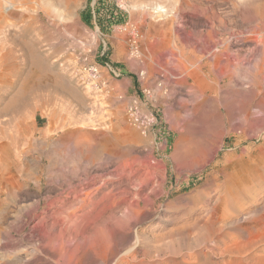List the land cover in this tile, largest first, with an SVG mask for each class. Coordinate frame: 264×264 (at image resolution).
Listing matches in <instances>:
<instances>
[{"label":"rangeland","instance_id":"1","mask_svg":"<svg viewBox=\"0 0 264 264\" xmlns=\"http://www.w3.org/2000/svg\"><path fill=\"white\" fill-rule=\"evenodd\" d=\"M11 1L21 5L22 11H14L8 24L0 26V38L4 40L7 37V41L14 40V43L27 48L35 46L33 49L37 51V58L33 64L26 62L25 73L21 78L25 79L28 73L36 71L44 80L38 92L39 102L26 104L22 110L27 112L35 105V110L39 109L40 112L30 115L26 120L32 140L30 142L28 136V141H24L27 144L26 156L22 160L23 175L20 176L24 177L25 182L20 192L15 188L20 194L17 201V198L3 197L7 199V202H2L6 208L1 225L4 231L8 232L9 226L15 224L18 218L26 220V208L37 201H40L41 206L31 225L43 218L47 231L58 216L72 219L68 223L70 226L76 220V215L82 216L89 210L77 211L72 216L71 213L81 204L93 205L103 199L109 204L108 218L113 215L116 203L123 216L132 208L136 212L131 221L122 218V238L99 237L103 252L95 255L109 260L107 264H112L110 256L113 251L117 252L119 264H264V125H260L263 122H260L257 104L263 99L262 93L258 94L262 91H258L252 100L240 97L242 99L238 100L237 105H233L231 102H237V99L232 100L235 96L232 93L230 95V91L199 90L195 93L193 77L187 79L183 73L187 64L182 51L187 52V47H192L194 40H197L196 32L206 34L208 24L203 22L205 15H220L225 18L226 27L230 28V21L240 20L241 16L235 13L233 7H239L240 12L244 10L241 1L235 0V3L231 0L235 5L223 0H160L166 10L172 13L160 20V28L148 6L157 0H53L54 5L51 7L46 5L47 0ZM140 6H145L147 11H141ZM247 8L249 10L251 7ZM225 38H229V35ZM247 50L239 55V62L243 66L239 68L240 76L253 72L250 71L253 67L254 71L259 72L263 66L261 58H256L251 49ZM46 66L52 67L58 75L50 76L43 71ZM93 69L97 70L96 77L91 72ZM63 79L68 85L61 83ZM248 82L245 80L243 85L247 90L250 89ZM261 82L264 83V80ZM227 83L228 79L223 78L220 86ZM189 85H193L192 89ZM49 98L53 99L54 106L45 105ZM208 98H216L218 104L214 108L210 104L202 105L201 100ZM229 100L231 102L226 103ZM134 101L138 103L142 115L153 117V123L146 129L138 128L130 121L128 110ZM192 109L197 111L193 121L186 116V112ZM52 112L55 120L49 131L48 116ZM255 114L257 120L253 119ZM1 115V120L10 116L8 112ZM194 120L195 127L190 128L188 123ZM177 124L183 128L182 134L174 127ZM232 125H241L242 129L238 131ZM253 128L260 130L255 131ZM114 129L119 138H112ZM84 133L87 135L81 136ZM131 133L134 137L130 136ZM182 137L185 138L184 143L179 144L182 148L188 147L186 149L191 153L183 161L175 160L176 145ZM79 138L88 146L80 156L84 155L83 158L94 162L96 165L92 171L98 170L100 175L92 183L84 185L79 184L78 179L82 178L84 166L87 168L90 165L73 162L75 143ZM206 138H210V141H206ZM198 149L203 150L204 155H196ZM211 153H214L213 157ZM63 155L65 158H62ZM65 159L72 162L65 165ZM48 171L57 177L61 174L60 179L54 177L53 184L58 191L53 192L51 197L66 190L67 184L75 190L64 202H55L45 209L42 199L52 185L47 179ZM35 179L40 180L39 188L34 184ZM227 199L229 202L225 201ZM143 213L147 215L142 218L140 215ZM212 213L215 216L213 220L210 219ZM29 231H13L8 240L0 237V264H51L52 261V264H92L86 254L88 247L85 243L80 250H74L80 239H70V249L74 253L70 249H62L61 254L49 260V256L42 253L43 250L48 251V240L36 241ZM39 257L44 260L47 258L46 262H40Z\"/></svg>","mask_w":264,"mask_h":264},{"label":"bare ground","instance_id":"2","mask_svg":"<svg viewBox=\"0 0 264 264\" xmlns=\"http://www.w3.org/2000/svg\"><path fill=\"white\" fill-rule=\"evenodd\" d=\"M24 1V0H23ZM40 1V0H39ZM163 1V0H161ZM160 0H157L156 2H154V4L150 3L151 5L149 9L152 10L153 13V17L156 19V21L158 22L157 26L159 27V22L162 18H166L169 17V15L171 16L172 13H170L169 8L167 11L165 8V5L161 2ZM169 1V0H168ZM224 2H232L231 0H223ZM237 1V0H236ZM240 3H242V10L241 12L238 11V8H234L233 6V10H235V13L237 12L238 15H240V20L237 21H230L232 22L229 26L230 28L226 27V21L225 18L220 17V15L216 14V13H210L209 16L205 15V21L208 24L207 30L205 31L206 34L204 35V33L201 35L199 31L196 38L197 40H194V44H192V47H187L188 51H182V54L185 58V68L183 70V73L186 75L187 79H191V77H193L194 80V92L196 93L197 91L201 90L202 92L205 91H217V90H225L230 91V95L231 93L235 96H232L234 98L233 99H237V102L235 100H233L232 102L226 101V103L231 102L233 105H237L238 100L242 99L240 97H243L247 100H252V98H254V95H256L258 93V91H262L259 92L258 94L263 95V99L258 104V109L260 110L258 113L260 114L261 121L259 119L260 122L263 123H259L261 126L264 125V83H262L261 81L264 80V78H262L263 76V72H264V0H238ZM70 2V1H69ZM235 2V0H234ZM232 2V3H234ZM31 3V2H30ZM166 3V1H165ZM179 3V2H178ZM188 3V2H187ZM190 3V2H189ZM199 3V2H198ZM236 3V2H235ZM234 3V4H235ZM169 4V2H168ZM168 4L166 6H168ZM170 4L171 1H170ZM177 4V3H175ZM231 4V3H228ZM47 6H53L54 2L53 0H47ZM205 5V4H204ZM236 5V4H235ZM239 5V4H238ZM241 5V4H240ZM147 6V5H146ZM194 6V5H193ZM229 6V5H228ZM227 6V7H228ZM33 7V6H32ZM171 7V6H170ZM174 7V6H173ZM247 7H251L249 10H251V12H249ZM28 8V7H27ZM53 8V7H52ZM197 8V7H196ZM230 8V7H229ZM51 9V8H50ZM147 8L145 6H140V10L141 11H147ZM148 9V10H149ZM180 9V8H179ZM241 9V8H240ZM22 11V6L19 4H15L13 3V1L11 0H0V26H4L5 24H8V20L12 17L14 11ZM39 10V9H38ZM49 10V9H48ZM174 10V9H173ZM172 10V11H173ZM228 10V9H227ZM43 11V10H42ZM51 11V10H50ZM193 11V10H192ZM55 12V11H54ZM174 13V12H173ZM207 13V12H206ZM20 14V13H19ZM18 14V15H19ZM23 14V13H22ZM26 14V13H25ZM197 14V13H196ZM208 14V13H207ZM234 14V13H233ZM33 15V14H32ZM41 15V14H40ZM34 16V15H33ZM189 16V15H188ZM14 17V16H13ZM175 17V16H174ZM230 17V16H229ZM171 18V17H170ZM193 18V17H192ZM196 18V16H195ZM153 19V18H152ZM175 19V18H172ZM171 19V21H172ZM34 20V19H33ZM164 20V19H163ZM165 21V20H164ZM163 21V22H164ZM170 21V19H169ZM167 21V22H169ZM175 21V20H174ZM173 21V22H174ZM170 23V22H169ZM168 23V24H169ZM162 24V23H161ZM171 25V24H169ZM20 26V25H19ZM42 26V25H41ZM138 26V25H137ZM7 27V25H6ZM8 27L10 28V24L8 25ZM162 27V26H161ZM181 27V26H180ZM2 28V27H1ZM0 28V29H1ZM8 28V29H9ZM138 28V27H137ZM160 28V27H159ZM245 28V29H244ZM3 30V29H2ZM204 30V29H203ZM4 31V30H3ZM175 31V30H174ZM195 31V30H194ZM193 31V32H194ZM1 32V31H0ZM192 32V31H191ZM189 32V34L191 33ZM6 33V32H5ZM3 33V35L5 34ZM195 33V34H196ZM187 34V33H186ZM227 34L229 35V38H225V36H227ZM8 35V34H7ZM6 35V36H7ZM23 35V34H22ZM175 35V34H174ZM204 35V39H202V36ZM1 36V35H0ZM193 36V35H192ZM5 37V36H3ZM2 37V38H3ZM38 37V36H37ZM191 37V36H190ZM6 39L2 40V42H0V118H1V114L8 112L10 114L9 118L1 120L0 119V237L3 238L4 240H8L11 237V232L15 231V232H21L24 229H29L31 231V234L33 239L39 242H44L45 240L47 241L46 247L48 251H42V253L46 254L48 257V259L50 260V257L52 259H55V256H57L58 254H61V250H69L72 246H71V242L70 239H80V242H77L78 244L76 245L75 249L77 251L80 250L81 246L84 245V243L86 244V246L88 247V251H87V255L88 257H90L91 263L92 264H107V262L109 260H107L104 257H101V255H98V257H96V253L100 254L102 250L101 248V244L99 242V237H114V236H120V238H122V235L120 234V232L122 231L121 225L123 223V219L124 221H131L133 220V218L136 216V212L135 209H129L128 212L126 214H122L120 208H119V204L116 203L115 206H113V215L108 218L107 217V213L109 211V204L106 203L103 199H100L98 202H96L93 205H88V204H81L80 207H78L76 209V211L74 210V212L71 213V215H76L75 212L77 211H83L86 208H89V210L82 216H77L76 215V220L72 222V225L68 226V223L72 220L69 219V217H57L54 221V223L51 226L50 230L45 231V226H44V220L45 219H41L39 222H35V224L31 225L33 222V217L35 216V214L37 213L40 205V201H37L35 203H33V205H31L30 207L26 208V216L27 219L26 220H20V218H18L15 222V224H11L9 226V231L6 232L4 231V226L1 227L2 222H3V218L4 217V213L6 211V208H4V203L2 206V202H4V200L6 201L7 199H3V197H7V198H11L13 200H18V197H20L16 191L15 188L17 187L19 191L22 188V185H24V177L20 176L23 175L22 173V164H23V159H25L26 156V147L27 144L24 143V141H28L29 137V141L32 140V135L30 136L28 134V121H26L28 119V117L30 115H34V113L36 114V112L39 111L35 110L36 107H34L35 105H33V108L31 110H27V112L22 111L24 108V106H26V104L31 103L35 104V101H38V92H39V88L42 84V80L43 77L38 75V73L35 72H31L29 75L27 74L25 79H22L21 76L25 73L24 70V66H26V62H29L30 64H33L37 58L36 56V49H33V47H29L32 48L31 50L29 48H27V46L25 47L24 45L22 46L19 44L14 43L12 40L7 41V37H5ZM195 38V39H196ZM15 39V38H14ZM17 39V38H16ZM189 39V37H188ZM0 40V41H1ZM155 40V38H154ZM231 40V41H230ZM16 42V40H15ZM39 42V41H37ZM191 42V43H193ZM19 43V42H18ZM168 44V43H167ZM166 44V45H167ZM186 44V43H185ZM26 45V44H25ZM38 45V44H37ZM165 45V44H164ZM173 45V44H172ZM42 46V45H41ZM40 46V47H41ZM195 46V47H194ZM39 47V48H40ZM199 48V50L201 49V53L199 52V50H197ZM38 49V48H37ZM247 49H251L252 53L256 54L255 57L256 58H261V61H263V65L260 69L259 72L254 71V67L251 68L250 74H246L244 76H240L238 73L239 72V68L243 67L242 64L239 62V55L241 56L242 51H245ZM248 51V50H247ZM174 54V53H173ZM248 56V55H247ZM182 57V56H181ZM252 57V56H251ZM59 58V57H58ZM246 59V58H245ZM56 60V59H55ZM240 61H242V58L240 59ZM247 61V60H246ZM246 61L244 62V65L246 63ZM53 62V61H52ZM51 62V63H52ZM69 62V61H68ZM156 62V60L154 61ZM161 62V61H160ZM249 62V61H248ZM254 62V61H253ZM236 63V64H235ZM258 63V62H257ZM57 64V63H56ZM252 64V63H251ZM136 67V65H135ZM163 67V66H162ZM251 67V66H250ZM50 67L45 68L46 73L50 74V76H54V75H58L53 69L52 67L49 69ZM67 68V67H66ZM144 69V68H143ZM246 69V68H245ZM248 69V68H247ZM166 70V69H165ZM258 70V69H257ZM40 71V70H39ZM71 71V70H70ZM66 72V71H65ZM145 72V71H144ZM45 73V74H46ZM143 73V72H141ZM156 75V74H155ZM46 77V76H45ZM57 77V76H56ZM86 77V76H85ZM159 77V76H157ZM72 78V77H71ZM75 78V77H73ZM145 78V77H144ZM223 78L228 79V83L225 86H220V83L222 81ZM15 79V80H14ZM64 80V79H63ZM61 80V83L64 85H68L66 80ZM164 80V79H163ZM245 80H249V84H250V89L247 90L245 89L246 87L243 88V85L245 84ZM72 82V81H71ZM73 83V82H72ZM247 83V84H248ZM248 84V85H249ZM190 88L192 89L193 85H189ZM177 87V86H176ZM249 87V86H247ZM161 89V88H160ZM163 89V88H162ZM54 90V89H53ZM73 90V89H72ZM74 91V90H73ZM160 91V90H159ZM85 92V91H84ZM225 92V94H226ZM195 93H193L192 95L194 96ZM223 93V91L221 92ZM220 93V94H221ZM228 93V92H227ZM75 95V94H74ZM214 96V94H212ZM216 95V94H215ZM224 95V93H223ZM261 95V98H262ZM43 96V95H42ZM51 96V95H50ZM259 96V95H257ZM256 96V97H257ZM46 97V96H45ZM226 97V96H225ZM54 98V97H53ZM227 98V97H226ZM38 99V100H37ZM67 99V98H66ZM193 99V97H192ZM216 99V98H215ZM213 99H203L201 100L202 105L203 104H210L213 105L212 108H214V105L218 104L217 99L215 100ZM222 99V98H221ZM220 99V101H221ZM231 99V98H230ZM223 100V99H222ZM225 100V99H224ZM79 101V100H78ZM190 101V100H189ZM39 102V101H38ZM37 102V104H38ZM225 102V101H224ZM248 102V101H247ZM53 103V99L49 98L47 99V101L45 102V105L49 106ZM222 103V101H221ZM230 103V104H231ZM250 103V102H248ZM253 103V102H251ZM54 104V103H53ZM52 104V106H54ZM224 104V103H223ZM223 104H219L220 106ZM240 104V103H239ZM238 104V105H239ZM66 105V104H65ZM255 105V104H252ZM37 106V105H36ZM86 106V105H85ZM231 106V105H230ZM257 106V105H255ZM56 107V106H55ZM206 107V106H205ZM233 107V106H231ZM248 107V106H247ZM252 107V106H251ZM43 108V105H41V109ZM58 108V107H57ZM81 108V107H80ZM217 108V107H216ZM215 108V109H216ZM237 106L234 107V109H236ZM253 108V107H252ZM37 109V108H36ZM46 109V108H45ZM227 109V108H226ZM249 109V108H247ZM43 110V109H42ZM79 110V109H78ZM83 110V109H82ZM237 110V109H236ZM238 110L240 111V109L238 108ZM237 111V112H239ZM40 112V111H39ZM230 112V111H229ZM245 112V111H244ZM252 112V111H251ZM250 112V113H251ZM49 113V112H48ZM62 113V112H61ZM231 113V112H230ZM236 113V111H235ZM247 113V112H246ZM41 114H44L43 112H41ZM186 116L188 118H190L193 121V118H196V114L197 111L192 109L190 111H188V113L186 112ZM245 114V113H244ZM253 114V113H252ZM47 115V114H46ZM199 115V113H198ZM43 116V115H42ZM70 116V115H69ZM177 116V115H176ZM204 116V115H203ZM246 116V115H245ZM31 117V116H30ZM55 114L52 112L50 114V116H48V130L50 131L51 129V125L53 122V119L55 120ZM256 114H255V118L256 119ZM252 118V117H249ZM187 119V118H186ZM211 119V118H210ZM71 120V119H70ZM83 120V119H82ZM196 120V119H195ZM194 120V122L188 123L190 124L189 127L193 128L192 126L195 125L196 121ZM257 120V119H256ZM30 121V120H29ZM84 121V120H83ZM237 121V120H236ZM239 121V120H238ZM255 121V120H253ZM27 122V124H26ZM58 122V121H57ZM229 122V121H228ZM30 123V122H29ZM81 123V122H80ZM237 124V122H235ZM242 123V122H241ZM251 125L253 126L254 123L251 122ZM186 124V123H185ZM215 124V123H214ZM240 124V123H239ZM247 124V123H246ZM30 125V124H29ZM184 125V124H183ZM250 125V124H249ZM256 125V123H255ZM254 125V126H255ZM258 125V124H257ZM259 125V126H260ZM78 126V125H77ZM129 126V124H128ZM131 126V125H130ZM204 126V125H203ZM234 126V125H232ZM251 126V127H252ZM260 126V127H261ZM109 127V126H108ZM176 128V130H179V132H181V134L183 133V131H181V129H183L181 127V125H175L174 126ZM187 127V126H186ZM195 127V126H194ZM218 127V126H216ZM235 128H237L236 130H241L242 127L241 125L239 126H234ZM234 127H230L234 128ZM248 128H250V126H246ZM258 127V126H257ZM263 127V126H262ZM74 128V127H73ZM159 128V127H158ZM256 128V127H255ZM253 128L255 131L256 130H260V128L255 129ZM91 129V128H90ZM116 129V128H115ZM112 130V138H119L118 133L116 130ZM195 129V128H194ZM187 130V128H186ZM233 130V129H232ZM250 130V129H249ZM253 130V132H254ZM192 131V130H191ZM214 131V130H213ZM247 131V130H246ZM40 132V131H39ZM38 132V133H39ZM59 132V131H58ZM187 132V131H185ZM184 132V134H185ZM220 132V131H219ZM243 132V130H242ZM240 132V133H242ZM250 132V131H249ZM248 132V133H249ZM260 132V131H259ZM257 132V133H259ZM41 133V132H40ZM44 133V132H42ZM140 133V132H139ZM217 133V132H216ZM251 133V132H250ZM262 133V132H261ZM31 134V133H30ZM187 134V133H186ZM190 134V133H189ZM205 134V133H204ZM214 134V133H213ZM223 134V133H222ZM229 134V133H228ZM87 135V133L82 134L81 136H85ZM130 135V134H129ZM219 135V134H218ZM218 135H216V137L218 138ZM238 135V134H237ZM256 135V133H255ZM29 136V137H28ZM131 137H134V134L131 133L130 135ZM184 137L187 138L186 135H183ZM191 136V135H190ZM221 136V134H220ZM219 136V137H220ZM223 136V135H222ZM261 136V135H260ZM101 137V136H100ZM143 137V136H142ZM182 137V139H180V141L178 142V144L176 145V152L174 155V159H180V160H185L186 157H189L188 155L191 153V151L189 152V149L186 148H182V146L180 144H183V140H185V138ZM214 137V136H213ZM212 137V138H213ZM259 137V136H258ZM90 138V137H89ZM107 138V137H106ZM189 138V136H188ZM196 138V137H195ZM79 141H76V147H75V157L73 162L77 163L78 165L83 163H87L88 166L90 165V167L84 166V171L82 173V178L78 179V183L79 184H88V183H92V181L97 178L100 177L98 170H94L95 172L92 171L93 167L96 165L94 162H89L87 158H83V156H80L83 153V150L85 147H88L87 144L85 142L82 141L81 138H79ZM110 139V138H109ZM199 139V138H198ZM208 138H206L207 141ZM222 139V138H221ZM150 140V139H149ZM158 140V139H157ZM189 140H191L189 138ZM188 140V141H189ZM210 141V138L208 139ZM67 141V140H66ZM216 141V140H215ZM219 141V138H218ZM221 141V140H220ZM31 142V141H30ZM35 142V141H34ZM63 142V141H62ZM68 142V141H67ZM65 142V143H67ZM183 142V143H182ZM40 143V142H39ZM180 143V144H179ZM217 144V141L214 142V144ZM32 144V143H31ZM151 144V143H150ZM208 144V142H207ZM213 144V147H214ZM215 144V145H216ZM219 144V142H218ZM133 145V144H132ZM141 145V144H140ZM181 147H180V146ZM210 145V144H209ZM220 145V144H219ZM263 145H264V138H263ZM53 146V145H52ZM148 146V145H147ZM261 146V145H260ZM35 147V146H34ZM41 147V145H40ZM60 147V146H59ZM93 147V146H92ZM90 146V148H92ZM95 147V146H94ZM101 147V146H100ZM127 147V146H126ZM136 147V146H135ZM201 147V146H200ZM199 147V148H200ZM212 147V148H213ZM221 147V146H219ZM50 148V147H49ZM129 148V147H128ZM163 148V147H161ZM210 148V147H209ZM216 148V147H215ZM196 149V148H195ZM203 149V148H202ZM201 149V150H202ZM205 149V147H204ZM207 147H206V151H207ZM31 150V149H30ZM66 150V148H65ZM74 150V149H72ZM213 150V149H212ZM218 149H215L214 151H216ZM63 151V150H62ZM91 151V150H90ZM115 151H117L115 149ZM194 151V150H193ZM199 151V152H198ZM198 151L196 150V155H199L197 153H201L202 151H200L198 149ZM85 152V151H84ZM97 152V151H96ZM204 152V151H203ZM213 152V151H212ZM259 152V151H258ZM91 153V152H90ZM117 153V152H115ZM205 153V152H204ZM260 153V152H259ZM59 154V153H58ZM65 154V153H64ZM86 154V153H85ZM207 154V153H206ZM263 154V153H262ZM114 155V154H113ZM116 155V154H115ZM118 155V154H117ZM129 155V154H127ZM194 155V153H193ZM195 155V156H196ZM204 155V154H202ZM201 155V156H202ZM208 155V154H207ZM214 153H211V157H213ZM41 156V155H40ZM73 156V155H72ZM87 156V155H86ZM136 156V155H135ZM191 156V155H190ZM262 156V155H261ZM57 157V156H56ZM82 157V158H81ZM110 157V156H109ZM107 157V158H109ZM116 157V156H113ZM118 157V156H117ZM116 157V158H117ZM137 157V156H136ZM227 157V156H226ZM54 158V157H53ZM62 158H65L64 155ZM112 158V157H111ZM115 158V159H116ZM192 158V157H190ZM210 158V157H209ZM259 158V157H257ZM198 159V158H197ZM207 157L204 159L206 160ZM40 160V158H39ZM38 160V162H39ZM46 160V159H45ZM106 160V159H104ZM138 160V159H137ZM190 160V159H189ZM67 161L66 159L63 160ZM143 161V160H142ZM193 161V160H192ZM211 161V160H210ZM62 162V163H63ZM70 160H68L67 162H64V164H70ZM104 162V161H103ZM137 162V161H136ZM99 163V162H98ZM181 163V162H180ZM179 163V164H180ZM185 163V162H184ZM195 163V162H194ZM204 162H202L203 164ZM49 164V163H48ZM126 164V163H125ZM143 164V163H142ZM196 164V163H195ZM199 164V163H197ZM206 164V163H205ZM75 165V164H74ZM73 165V166H74ZM158 165L161 166L160 163H158ZM183 165V164H182ZM186 165V163H185ZM261 165V164H260ZM159 166V167H160ZM194 166V165H193ZM198 166V165H197ZM263 166V165H262ZM261 166V167H262ZM29 167V166H28ZM43 167V166H42ZM67 167V166H66ZM100 167V166H99ZM102 167V166H101ZM178 167V166H177ZM71 168V167H70ZM182 169V168H181ZM180 169V170H181ZM38 171V170H37ZM73 171V170H72ZM76 171V170H75ZM115 171V170H114ZM142 171V170H141ZM147 171V170H146ZM263 171V170H262ZM49 172V171H48ZM74 172V171H73ZM163 172V171H162ZM180 172V171H179ZM21 173V174H20ZM154 173V172H153ZM45 174V173H44ZM30 175V174H29ZM61 175V174H60ZM59 175V176H60ZM77 174L73 175L76 176ZM102 175V174H101ZM175 175V174H174ZM178 175V174H177ZM28 176V175H27ZM57 177L56 175H53L50 172L47 175V179L50 180V183L52 184L50 189L47 191L46 196L43 197V201H44V205H45V209L51 207L55 202H59L62 201L64 202L65 200H67L68 196L70 195L71 192H73L75 190V188L71 187L70 184L66 185L67 189L66 190H62L61 192H59L57 195L51 197L50 195L53 192L58 191V188H56L54 186V177L57 179H60V177ZM80 176V175H79ZM149 176V174H148ZM34 177V176H33ZM32 177V178H33ZM145 177V176H144ZM163 177V176H162ZM72 178V177H71ZM121 178V177H120ZM41 180V178H40ZM40 180L39 179H35L34 184L39 188L40 186ZM141 180V179H140ZM179 180V179H178ZM43 181V180H42ZM149 182V181H148ZM147 182V183H148ZM27 183V182H26ZM253 183V182H252ZM143 184V183H142ZM157 184V183H156ZM230 184V183H229ZM28 185V184H27ZM244 185V184H243ZM154 186V185H153ZM221 186V185H220ZM258 186V185H257ZM62 187V186H61ZM141 187V186H140ZM244 187V186H243ZM24 188V186H23ZM151 188V187H150ZM227 188V187H225ZM235 188V187H234ZM157 189V188H156ZM160 189V188H159ZM202 189V188H201ZM243 189V188H242ZM255 189V188H254ZM232 190V189H231ZM236 190V189H234ZM232 190V191H234ZM156 191V190H155ZM200 191V190H199ZM229 191V190H228ZM227 191V192H228ZM256 191V190H255ZM20 192V191H19ZM137 192V191H136ZM239 192V191H238ZM246 193V192H245ZM227 194V193H226ZM229 194V193H228ZM227 194V195H228ZM234 194V193H233ZM53 195V194H52ZM124 195V194H123ZM232 195V193L230 194ZM229 195V197H230ZM241 195V194H240ZM147 196V195H146ZM191 196V195H190ZM206 196V195H205ZM102 197V196H101ZM232 197V196H231ZM230 197V198H231ZM245 197V196H243ZM227 198V197H226ZM225 198V199H226ZM3 199V200H2ZM9 199V200H11ZM20 199V198H19ZM133 199V198H132ZM146 199V198H145ZM12 200V201H13ZM117 200V199H116ZM229 199L225 200L228 201ZM11 201V202H12ZM150 201V200H149ZM148 201V202H149ZM207 201V200H206ZM7 202V201H6ZM128 202V201H127ZM229 202V201H228ZM235 203V201H232ZM264 202V201H263ZM90 203V202H89ZM93 203V202H92ZM91 203V204H92ZM123 203V202H122ZM241 203V202H240ZM125 204V203H124ZM237 204V203H236ZM7 205V204H6ZM43 205V206H44ZM147 205V204H145ZM151 205V204H150ZM228 205V204H227ZM29 206V205H28ZM201 206V205H200ZM199 206V207H200ZM208 206V205H207ZM232 206V205H231ZM134 207V205L132 206ZM137 207V206H136ZM175 207V206H174ZM186 207V206H185ZM198 207V208H199ZM25 208V207H24ZM146 208V207H145ZM181 208V207H180ZM229 208V207H228ZM22 209V208H21ZM44 209V210H45ZM112 209V208H111ZM127 209V208H126ZM137 209V208H136ZM171 209V208H170ZM196 209V208H195ZM237 209V208H236ZM25 210V209H24ZM22 210V211H24ZM18 211V210H17ZM150 211V210H148ZM25 212V211H24ZM146 212V211H145ZM233 212V211H232ZM231 213V212H230ZM23 214V212L21 213ZM111 214V213H110ZM11 215V214H10ZM147 215L146 213H143L142 215H140L142 218ZM207 215V214H206ZM21 216V215H20ZM204 217V216H203ZM214 213H212L210 215V219L213 220L214 218ZM247 217V216H246ZM123 218V219H122ZM202 218V217H201ZM23 219V218H22ZM6 220V219H4ZM249 220V219H248ZM15 221V220H14ZM205 221V220H204ZM203 221V222H204ZM240 221V220H238ZM136 222V219H135ZM212 222V221H210ZM9 223V222H8ZM126 223V222H125ZM124 223V224H125ZM130 223V222H129ZM132 223V222H131ZM223 223V222H222ZM136 224V223H135ZM230 224V223H229ZM5 225V224H4ZM187 225V224H186ZM216 225V224H215ZM221 225V224H220ZM231 225V224H230ZM213 226V224H212ZM260 226V225H259ZM126 227V226H125ZM193 227V226H192ZM219 227V226H218ZM226 227V226H225ZM3 228V229H2ZM183 228V227H181ZM213 228V227H212ZM224 228V227H223ZM229 228V227H227ZM263 229V228H262ZM214 230V229H213ZM260 230V229H259ZM29 231V232H30ZM223 231V230H222ZM241 232V231H240ZM122 233V232H121ZM211 233V232H210ZM217 234V233H216ZM210 235V234H209ZM124 236V235H123ZM139 236V235H138ZM212 236V235H211ZM0 238V239H1ZM2 239V241H3ZM119 239V238H118ZM210 239V238H209ZM11 240V239H10ZM66 240V241H65ZM204 240V239H203ZM1 241V240H0ZM121 241V240H120ZM7 242V241H6ZM105 242V241H104ZM209 242V241H207ZM206 243V242H205ZM7 244H9L7 242ZM73 244V243H72ZM113 244V242H112ZM122 245V244H121ZM6 246V245H4ZM2 246V247H4ZM125 246V245H124ZM7 247V246H6ZM83 247V246H82ZM120 247V245H119ZM118 247V248H119ZM80 248V249H79ZM86 248V247H85ZM117 248V249H118ZM132 249V248H131ZM72 253H74L75 251L70 249ZM211 250V249H210ZM208 251V250H207ZM40 252V251H39ZM64 252V251H63ZM70 252V251H69ZM68 254L71 255V252ZM116 252V251H115ZM114 251L111 253L110 256V260L112 262V264H119L120 260L118 259L119 257H117V252L115 253ZM66 253V251H65ZM41 254V253H40ZM64 254V253H63ZM67 254V253H66ZM102 254V253H101ZM146 254V253H145ZM212 254V253H211ZM126 255V254H125ZM46 256V257H47ZM108 256V255H107ZM149 256V255H148ZM214 256V255H213ZM86 257V256H85ZM84 257V258H85ZM109 257V256H108ZM122 257V256H121ZM152 257V256H151ZM40 258V257H39ZM140 258V257H139ZM51 259V261H52ZM143 259V258H142ZM26 260V259H25ZM40 262H46V260L40 258L38 259ZM37 260V261H38ZM36 261V260H35ZM38 261V262H39ZM50 261V262H51ZM8 262V261H6ZM24 262V261H23ZM90 262V261H89ZM33 263V262H32ZM49 263V261H48ZM53 263V261H52ZM51 263V264H52ZM131 263V262H130ZM13 264V263H12ZM25 264V263H24ZM40 264V263H39Z\"/></svg>","mask_w":264,"mask_h":264},{"label":"built area","instance_id":"3","mask_svg":"<svg viewBox=\"0 0 264 264\" xmlns=\"http://www.w3.org/2000/svg\"><path fill=\"white\" fill-rule=\"evenodd\" d=\"M92 74L97 76V70L93 69ZM114 75L115 72H113ZM128 114L130 115V121L138 128L146 129L151 123H153V117L151 115H142L138 110V103L136 101L129 107ZM146 127V128H145Z\"/></svg>","mask_w":264,"mask_h":264}]
</instances>
